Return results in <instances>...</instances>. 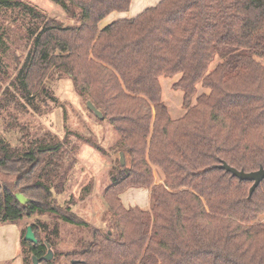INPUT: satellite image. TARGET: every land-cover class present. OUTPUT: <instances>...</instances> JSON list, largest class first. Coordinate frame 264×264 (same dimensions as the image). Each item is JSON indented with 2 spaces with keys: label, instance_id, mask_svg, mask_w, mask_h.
I'll use <instances>...</instances> for the list:
<instances>
[{
  "label": "trees",
  "instance_id": "obj_1",
  "mask_svg": "<svg viewBox=\"0 0 264 264\" xmlns=\"http://www.w3.org/2000/svg\"><path fill=\"white\" fill-rule=\"evenodd\" d=\"M51 1L64 18L0 0V172L16 181L0 182V226L36 218L28 227L37 244L21 226L22 264H264V181L250 195L252 182L219 168L264 167V0H162L104 28L133 0ZM175 77L185 110L177 119L162 86ZM65 79L115 132L101 227L76 212L73 197L58 199L82 144L108 156L68 129L54 91ZM58 107L62 139L29 122ZM132 188L150 190V209L123 205ZM91 194L84 187L80 200ZM63 226L88 236L63 243ZM48 246L52 261L43 259Z\"/></svg>",
  "mask_w": 264,
  "mask_h": 264
},
{
  "label": "rangeland",
  "instance_id": "obj_2",
  "mask_svg": "<svg viewBox=\"0 0 264 264\" xmlns=\"http://www.w3.org/2000/svg\"><path fill=\"white\" fill-rule=\"evenodd\" d=\"M38 8L42 9L50 16L64 18V13L61 8L55 5L51 0H24ZM14 38V37H13ZM24 57V56H23ZM11 63L10 74L12 75L14 66ZM217 62H215L216 64ZM214 64V65H215ZM179 77L169 78L162 81L163 86V100L168 105L172 116L184 114L185 110L182 107V94L173 88L174 83ZM55 95L60 100L61 104H66L67 111V126L68 129L75 133L83 134L84 136L92 139L101 148L107 151L108 156H103L92 147L82 144L77 154L78 163L74 168L70 179L67 183L66 192L61 195L58 199L60 203H64L71 197L74 198L77 205L74 208L76 212L84 219L88 220L93 226L101 227V215L104 210L102 202V196L106 187L109 185V169L111 167V160H116L118 155L111 151L112 145H114L116 138L113 128L106 122L102 123L100 119L88 108L86 101H84L77 94L73 82L65 79L56 83L54 87ZM203 89L201 86L198 88V93H202ZM94 114V115H93ZM175 115V116H174ZM32 125L38 126L40 129L50 130L56 133L59 138L64 137V111L58 107L52 110L48 116L35 117V119H29ZM35 126V127H36ZM0 134H3L2 122L0 120ZM9 140L14 144L16 137L12 134L6 135ZM155 183H161L160 173L154 169ZM0 182L12 186L16 181L15 177L5 175L0 172ZM92 186V194L84 201H81V194L84 187ZM144 190H149L145 189ZM150 191V190H149ZM151 192L149 205L140 203L139 206L150 209L151 207ZM40 219L47 220V217H41ZM36 218H26L22 221L21 226L26 228L31 223H34ZM264 221V217H261ZM88 236L86 231L78 230L72 227H62L61 241L63 243L71 242L76 237ZM67 247L63 244L59 248V251L66 250ZM22 260V257H21ZM23 262H21L22 264ZM63 264H69L67 261Z\"/></svg>",
  "mask_w": 264,
  "mask_h": 264
},
{
  "label": "crops",
  "instance_id": "obj_3",
  "mask_svg": "<svg viewBox=\"0 0 264 264\" xmlns=\"http://www.w3.org/2000/svg\"><path fill=\"white\" fill-rule=\"evenodd\" d=\"M161 1L162 0H133L129 11L112 13L100 23V28H104L106 25L117 20L136 18L146 9L157 6ZM180 93L182 94V92ZM183 115L184 114H180L179 112L178 116L175 115L174 116L175 119H177L182 117ZM120 197L123 205L126 208L136 207V206L141 207L139 206L140 203H145V205H149L150 191L144 190L143 188L142 189L132 188L126 191L125 193H123ZM21 230H22L21 225L0 226V264H21L22 262Z\"/></svg>",
  "mask_w": 264,
  "mask_h": 264
},
{
  "label": "water",
  "instance_id": "obj_4",
  "mask_svg": "<svg viewBox=\"0 0 264 264\" xmlns=\"http://www.w3.org/2000/svg\"><path fill=\"white\" fill-rule=\"evenodd\" d=\"M87 106L99 119H103V114L96 108V106L92 102L89 101L87 103ZM119 157H120V161H121L122 166H125L126 161H125L124 154L121 153L119 155ZM219 168L221 170H225V171L231 173L232 176L238 178L241 181L252 182L253 186L250 190V195H253L255 190L264 181V167H261L257 171L247 173L245 171L237 170L236 168H233L224 162L219 166ZM16 198L22 205H27L29 203V199H27L21 193H17ZM25 240H27L28 242L34 243V244L38 243V240L35 236V233L33 232L32 228L30 226L27 228ZM48 249H49L48 253L43 259L46 261H52L54 258V252L50 246H48ZM33 262H34V264H39V260L36 257L33 258ZM75 263L76 262H73V264H75Z\"/></svg>",
  "mask_w": 264,
  "mask_h": 264
}]
</instances>
